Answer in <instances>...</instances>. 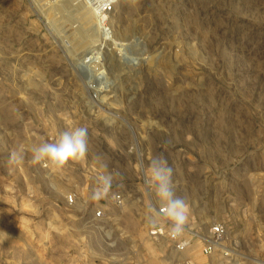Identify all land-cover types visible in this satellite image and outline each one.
I'll return each instance as SVG.
<instances>
[{
    "label": "rangeland",
    "instance_id": "obj_1",
    "mask_svg": "<svg viewBox=\"0 0 264 264\" xmlns=\"http://www.w3.org/2000/svg\"><path fill=\"white\" fill-rule=\"evenodd\" d=\"M76 126L84 158L32 163ZM154 155L188 205L182 253L148 232ZM117 171L127 216L99 228L90 184ZM0 264H264V0H0Z\"/></svg>",
    "mask_w": 264,
    "mask_h": 264
},
{
    "label": "clouds",
    "instance_id": "obj_2",
    "mask_svg": "<svg viewBox=\"0 0 264 264\" xmlns=\"http://www.w3.org/2000/svg\"><path fill=\"white\" fill-rule=\"evenodd\" d=\"M89 130L83 126L69 128L62 132L55 142L40 141L32 148V163H43L53 172H62L70 161H79L88 152ZM23 156L12 152L10 164H18ZM104 168L108 165L104 164ZM120 173L113 172L98 177V187L93 190L91 199L99 201L108 196L113 179ZM173 169L162 155H154L145 172L144 182L155 189L160 201L156 215L170 222L169 235L176 239L185 231L188 220V205L184 198L176 195L173 185Z\"/></svg>",
    "mask_w": 264,
    "mask_h": 264
},
{
    "label": "built area",
    "instance_id": "obj_3",
    "mask_svg": "<svg viewBox=\"0 0 264 264\" xmlns=\"http://www.w3.org/2000/svg\"><path fill=\"white\" fill-rule=\"evenodd\" d=\"M111 2L109 1L107 6H104L103 12H107L111 8ZM108 7V10H106ZM100 13V11H98ZM86 186H89L87 183ZM98 187V184H90L91 193L94 189ZM79 199V193L77 190H73L66 196V202L70 206H76ZM85 204L91 209V214L89 219L91 221L99 222V228L103 227V223L114 222L119 218L127 216V208L129 205L126 194L116 187H111L107 197L100 199L99 201H93L91 197L88 200H85ZM160 206L153 207L151 210L154 213L156 223L154 227L149 229L150 237L155 241H160L163 238L168 239L171 242L172 248L179 253L187 251L192 247V238L188 236L185 231L176 239H173L170 235V222L166 221L156 215L157 210ZM227 234V229L224 224L217 223L211 229V235L204 240H200L204 244V251L207 255L212 254L216 251L219 245L222 244Z\"/></svg>",
    "mask_w": 264,
    "mask_h": 264
},
{
    "label": "bare ground",
    "instance_id": "obj_4",
    "mask_svg": "<svg viewBox=\"0 0 264 264\" xmlns=\"http://www.w3.org/2000/svg\"><path fill=\"white\" fill-rule=\"evenodd\" d=\"M95 56V55H94ZM98 57V56H97ZM89 59H93L94 57H92V52H91V54H89V57H88Z\"/></svg>",
    "mask_w": 264,
    "mask_h": 264
},
{
    "label": "crops",
    "instance_id": "obj_5",
    "mask_svg": "<svg viewBox=\"0 0 264 264\" xmlns=\"http://www.w3.org/2000/svg\"><path fill=\"white\" fill-rule=\"evenodd\" d=\"M175 251V250H174ZM176 252V251H175Z\"/></svg>",
    "mask_w": 264,
    "mask_h": 264
}]
</instances>
